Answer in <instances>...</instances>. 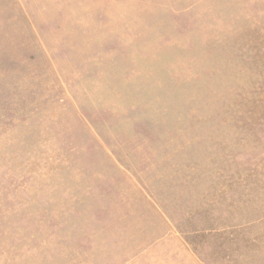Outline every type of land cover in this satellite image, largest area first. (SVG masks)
<instances>
[{
  "label": "rangeland",
  "instance_id": "1",
  "mask_svg": "<svg viewBox=\"0 0 264 264\" xmlns=\"http://www.w3.org/2000/svg\"><path fill=\"white\" fill-rule=\"evenodd\" d=\"M0 264H264V0H0Z\"/></svg>",
  "mask_w": 264,
  "mask_h": 264
}]
</instances>
